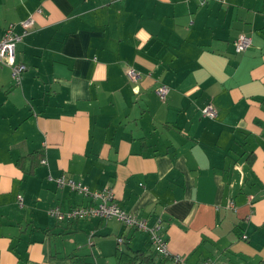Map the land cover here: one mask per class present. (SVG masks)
<instances>
[{
  "label": "crops",
  "instance_id": "crops-1",
  "mask_svg": "<svg viewBox=\"0 0 264 264\" xmlns=\"http://www.w3.org/2000/svg\"><path fill=\"white\" fill-rule=\"evenodd\" d=\"M31 16L20 83L0 62V264H175L116 219L50 216L97 204L60 177L186 264H264V0H0V40Z\"/></svg>",
  "mask_w": 264,
  "mask_h": 264
},
{
  "label": "built area",
  "instance_id": "built-area-1",
  "mask_svg": "<svg viewBox=\"0 0 264 264\" xmlns=\"http://www.w3.org/2000/svg\"><path fill=\"white\" fill-rule=\"evenodd\" d=\"M40 13V11L38 12ZM36 20L33 16L21 23L22 34L15 33L13 27H8L5 31L4 38L0 40V62L9 66L12 70V76L16 83H20L22 73L26 71L27 66L23 62H19L16 57V49L18 43L34 28ZM252 38L248 35H241L235 42L236 53H243L252 46ZM128 76L133 81H138L139 74L136 71H129ZM170 93L168 86L162 85L157 89V95L160 100L165 101ZM204 117L215 119L218 111L212 104L207 105L202 109ZM46 164L47 161H44ZM59 187L69 186L71 189L79 192L85 197L97 202V204H89L86 206L76 207L68 211H62L59 208H53L49 211L50 216L57 220H81L87 218H101V219H116L123 223L126 227L137 229L146 232L150 235V241L157 253L163 255L165 258H170L175 264H186L181 255H172L170 253L167 242L162 236V225L158 222L155 226L149 227L146 221L138 219L134 215L127 213L114 202V193L111 189L104 191L91 192L87 187L81 183H77L72 179L60 177L56 180ZM19 200H22L19 197ZM119 243L123 239H118ZM209 264V263H205Z\"/></svg>",
  "mask_w": 264,
  "mask_h": 264
}]
</instances>
